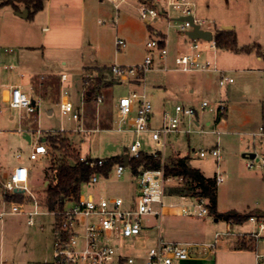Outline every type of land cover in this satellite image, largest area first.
I'll use <instances>...</instances> for the list:
<instances>
[{
  "label": "rangeland",
  "instance_id": "374dc122",
  "mask_svg": "<svg viewBox=\"0 0 264 264\" xmlns=\"http://www.w3.org/2000/svg\"><path fill=\"white\" fill-rule=\"evenodd\" d=\"M93 1L99 3L103 10L87 20L86 40L82 41V46L71 44L46 49L41 46L44 39L42 27L48 23L42 14L20 18L10 14L14 11L11 5L0 6V49L7 58L3 64L15 65L14 69H6L4 66L0 68V109L3 110V113H0V177L20 163L16 158V154L20 152L22 162L34 167L29 187L43 198L50 194L48 188L43 185L44 181L51 180L56 186L51 167L63 161L75 164L77 157L84 153L103 158L123 156L136 140L141 141L143 151L154 152L156 148L152 133L137 134L128 129L127 124L122 125L123 130L114 127L118 121L116 104L119 98L134 90L145 92L153 102V126L160 125L163 110L177 102L198 106L206 100L215 106L219 101H225L228 103V110L220 120H216V112L209 108L201 111L198 115L200 125L187 120L186 127L190 126L194 131L190 134H170L166 146L161 151L166 159L177 152L189 156L191 165L199 168L206 176L215 177L217 172L224 175V181L218 183L220 213L234 210L242 214L251 210L264 212V170L258 167L249 168L248 158L243 157L244 152L253 149L248 141L251 133L264 127V0H195L196 14L199 17L212 20L222 28L223 25H232L238 46L250 47L244 51L226 48L209 51V56L214 59L217 67L232 76L233 82L220 85V72L212 69L196 72L177 70L171 54L167 59L166 68L155 67L147 71L140 83L127 80L116 82L110 76L108 82H101L102 85H107L103 89L104 101L93 100L87 104L83 95V77L89 73L86 66L105 64L97 73L101 75L104 71L110 74L111 65L114 63H139L147 54L146 43L152 36L151 27L139 17L134 1L122 4L116 23L112 21L116 11L111 3L105 0ZM99 20L107 22L101 24ZM153 24L168 29L164 21H156ZM168 30L171 48L174 49L175 29L171 26ZM117 37L127 40V46L122 50L116 47ZM6 48L12 51H6ZM259 53L262 55L261 59L258 58ZM92 55H95V60ZM21 72L26 75L23 79L25 83L33 72H37L38 76H60L66 73L68 81L63 86L67 90L68 98L82 113L81 120L61 114L57 104L61 84L59 88L56 86L51 90L50 95L54 100L50 97L37 99L38 120L30 127L33 140L37 138L33 127L39 126L45 135L58 131L61 127L68 130L50 136L49 154L38 160L28 158L32 145L24 138L23 133L17 131L20 111L11 108L4 100L6 82H14ZM191 88L194 91H191ZM80 126L93 130L81 133L74 131ZM200 129L207 132H199ZM218 141L223 155L219 161L211 155L201 157L195 154L200 149L210 150ZM257 150L264 154V142H259ZM137 182V176L129 166L122 178H117L112 172L108 178L100 176V181L94 187L84 188L99 195H119L127 198L134 192ZM180 183L182 180L177 179L167 187L172 189ZM164 200L167 205L165 210L176 211L177 204L191 208L193 204L190 199H181L177 194H170ZM10 207L11 203L5 202L0 206V211ZM165 210L161 219H146L147 234L152 238L145 243L140 239V246L154 244V237L161 229V234L167 240H186L200 244L213 243L219 233L213 255L217 264H250L251 259V264H255L253 251L264 254V229L260 228L259 223L264 221V218L257 222L247 219L231 227L225 218H217L211 213L198 216L194 212L166 213ZM241 236L247 241L256 238L255 249L242 254L229 253L234 256L229 259L223 251L230 249L231 240ZM55 239L56 230L52 215H36L34 223L30 224L25 215L7 213L0 218V264H51ZM198 256L207 261L211 259L208 252ZM241 260L243 263H239Z\"/></svg>",
  "mask_w": 264,
  "mask_h": 264
},
{
  "label": "built area",
  "instance_id": "2783aa9c",
  "mask_svg": "<svg viewBox=\"0 0 264 264\" xmlns=\"http://www.w3.org/2000/svg\"><path fill=\"white\" fill-rule=\"evenodd\" d=\"M111 3L116 11L113 22H117L119 11L122 4L130 0H105ZM136 4L139 17L143 22L151 27L152 36L146 43L147 54L144 59L136 64L124 65L114 63L111 65L110 78L115 81L122 82L135 81L140 82L147 71L158 67L166 68L167 59L172 54L174 64L177 70L182 72H196L215 70L220 72V85H226L234 81V78L220 70L214 59L209 56L211 49H216L218 43L216 40V32L219 27L214 21L201 18L196 14L197 3L195 0H132ZM192 16L193 21L181 19L182 17ZM164 21L169 27L175 29L176 47L171 48V36L169 30L154 26V22ZM101 24H106V20H99ZM194 25H198L204 31H211L213 38L207 40L204 38H192L188 35V31L194 29ZM115 44L118 50H122L127 46V40L123 37H117ZM12 51V49H5ZM14 69L13 64H3V57L0 50V68ZM20 77H24L23 72L19 73ZM95 74L88 73L84 78V90L90 83V79ZM41 79L46 77L42 75ZM60 95L57 100L60 112L63 116H68L74 120H81L82 114L76 109L74 103L68 98L67 90L64 83L68 81V75L63 73L60 75ZM29 89L33 90L34 83H29ZM9 88L10 94L5 101L11 108L20 111V123L27 120L31 124L37 122L36 113L38 111L37 102H33L30 91H27L21 84H5ZM64 91V93H63ZM63 93V95H62ZM62 95V97H61ZM105 95L99 91L96 96L97 102L104 101ZM209 108L216 112V120L223 117L228 105L225 101H219L215 106L208 101H202L198 106L186 103H176L168 106L162 113V121L160 125H152V117L154 115V105L145 92L137 90L130 94L122 95L116 104V114L118 117L116 129L123 130L122 125L127 124L128 129L136 132L152 133L155 141L156 150L152 153L154 156L161 158L162 166L160 168H143L134 175L137 176V191L133 195L124 198L119 195H99L88 192L86 188H92L100 181L103 176L101 169H104L108 162V158L93 157L88 153L81 154L79 161L88 165L92 170V174L88 181L83 183L77 195L57 197L52 203L48 201L50 195L41 197L39 193H35L29 187L31 177L30 168L23 162L19 163L9 174L2 185V194L18 192L21 194V200L11 201L9 211L0 212V217L7 213L23 214L28 218L30 224L34 223V216L40 214H49L54 217V226L56 230V239L53 245V258L51 264H175L177 261L189 259L193 255L208 252L209 255L215 254V248L220 237L217 233L215 241L210 244H200L195 242H181L167 240L158 233L154 237V244L140 246L138 241L143 239L144 243L149 241L150 237L147 233L146 219L153 217L160 219L164 214L165 197L170 195L168 185L171 182L181 179L174 175H167L165 171L166 156L161 151L167 144V138L172 133H192L194 128L186 127V121L196 123L198 115L201 111ZM0 113L3 110L0 109ZM218 121V120H217ZM195 125V124H194ZM19 124V131L28 133V128H22ZM37 138L31 140L32 150L29 152L30 160H38L49 154V138L54 134L64 133L68 131L61 127L58 131L43 133L39 126L34 128ZM78 132H89L80 126L74 129ZM199 132H207L204 129ZM33 138V136L31 137ZM259 139L261 141H259ZM248 141L253 149L246 153H256L255 157L247 156V166L249 168H261L264 170V154H260L257 150L259 142H264V127H260L259 131L251 133ZM141 141L136 140L128 148L126 154L131 159L138 156L143 151L141 149ZM253 145V146H252ZM145 152V151H144ZM125 154V155H126ZM196 155L206 157L214 156L217 161L222 159V149L220 142L210 150L200 149L195 152ZM17 159H22V153L16 154ZM124 157V156H123ZM77 163V162H76ZM128 166L122 162L114 164L110 174L114 172L117 178H122ZM108 178V177H107ZM217 183L224 181L222 173L216 174ZM46 189L54 191L56 188L47 180L44 184ZM191 208L186 205L177 204L175 207L180 213H197L198 216H204L209 213L207 206L208 199L203 196H191ZM70 204H67V202ZM174 206V205H171ZM177 212V210L175 211ZM252 222L259 219L256 216L250 217ZM260 228L264 229V221H260ZM230 233V229L228 230ZM257 235V233H255ZM203 248V250H201ZM263 260L259 264H264V254H258Z\"/></svg>",
  "mask_w": 264,
  "mask_h": 264
},
{
  "label": "trees",
  "instance_id": "16d2710c",
  "mask_svg": "<svg viewBox=\"0 0 264 264\" xmlns=\"http://www.w3.org/2000/svg\"><path fill=\"white\" fill-rule=\"evenodd\" d=\"M46 0H4L1 4H11L15 9H19L18 3H24L30 9L32 16L36 11L44 6ZM216 40L219 48H226L234 51L249 50L250 47H239L237 43V35L234 29L219 28L216 32ZM260 52V50H258ZM103 76L99 75L90 79L86 91L84 92V100L92 101L99 92V84L102 82ZM219 120V118L217 119ZM109 162L101 173L105 177H109L110 171L114 164L123 161V156H115L108 158ZM130 166L134 173L143 168H160L162 160L154 156L152 153L142 151L140 155L133 156L130 159ZM165 171L167 175H174L182 178V184L172 189H167L170 194H181L190 196H203L208 199L209 213L214 214L217 218H225L231 225L241 224L252 216L264 218V212L261 210H251L249 213L242 214L240 212L230 211L220 213L218 209V183L215 177L206 176L199 168L194 167L190 163L189 156H181L172 154L165 160ZM54 171V181L56 183L55 190H50V203L57 197L77 195L83 183L89 180L93 170L85 163L79 161L71 164L61 162L57 166H52ZM5 198L8 201L21 200L22 196L18 192L6 193ZM256 238L247 241L245 237H238L234 247L242 249H254Z\"/></svg>",
  "mask_w": 264,
  "mask_h": 264
},
{
  "label": "crops",
  "instance_id": "0c3cea01",
  "mask_svg": "<svg viewBox=\"0 0 264 264\" xmlns=\"http://www.w3.org/2000/svg\"><path fill=\"white\" fill-rule=\"evenodd\" d=\"M2 1H4V0H0V6L1 5H5V4H1ZM8 5H11V4H8ZM18 6H19L18 10L15 9L12 6L14 11H12L13 13H10V14H14V16H17V17L21 18L22 16L19 15V13H21V12H23V11H25L27 9L29 11V15H30V9L24 3L20 2V3H18ZM101 10H103V9H101L100 4L99 3H95L93 0H46L44 2L43 8L38 10V11H36L33 14L35 16L39 15V14H42V17L47 19V23L48 24L44 25L42 27L43 38L44 39L42 41L41 46L43 48H45V49L49 48V47H63V46L71 45V44H74V45H77V46H82V41L86 40L85 36H86L87 20L88 19H92V16L95 13L97 14V13L101 12ZM29 15H28V17H29ZM24 18H27V17H24ZM224 26H226V25H223V27ZM233 29H234V27H233ZM2 57H3V61L7 59L5 56H3V54H2ZM92 58L95 60V55H92ZM258 58H260V59L262 58L261 53L258 54ZM63 62H65V61H63ZM96 63H98V62H96ZM102 65L104 66L105 64H102ZM102 65H99V63L98 64H91V65L86 66V68H87V71H89V73L93 72L95 74V77H96V76H99L97 73H99L102 70V68H101ZM100 74L103 76L102 82H108L109 81L108 78L110 76L108 75V72L104 71V72H101ZM25 76L24 77H20V75L18 74V77H17V79L14 82H6V84H21V85H23L24 88L27 91H30V94L32 95L33 100H35L36 102H37L38 98H44V97H50V98H52L54 100V97L51 96L50 94H51V90L53 89V87L57 86V88H59V85H60V78L59 77L60 76H55V75L54 76H51V75L45 76L44 75L46 78L45 79H41L40 77L42 75L38 76L37 72H33V74L31 75V77H30V79H29V81L27 83H25L23 81ZM85 76L83 77V79L85 78ZM30 82L31 83L33 82L34 85H35L33 90L29 89L28 85H29ZM132 82H135V81H132ZM140 82L138 81V82H135V83H140ZM102 84L103 83L99 84V91L103 92V94H104V90L103 89L107 85H102ZM190 90L194 91L193 88H191ZM84 92H85V90H84V82H83V95H84ZM9 94H10V90H9V88H6L4 90V100L6 98H8ZM59 95H60V88H59ZM93 100L96 101V97ZM92 101H85V102L87 104H90ZM177 103H182V102H177ZM227 105H228V103H227ZM51 112L52 111H50V113ZM11 118H13V116H11ZM81 119H82V117H81ZM197 121L199 123V118L197 119ZM19 124H22V125H24L25 127L28 128V133L26 132V130H24V132H20L18 128H17V131L20 132V133H23L24 138L27 137V135H29L30 140H28L27 138L26 139L31 143V140H33V138H31L32 135L30 134V127H31L32 124L30 122H28L27 120H24L21 123L18 122L16 124V126H18ZM116 126H117V122L115 123L114 127L116 128ZM85 129H87L89 132L93 130L92 128H88V127L85 128ZM74 131H76V130H74ZM78 133H81V132H78ZM31 145H32V143H31ZM32 148H33V146H31V150H32ZM127 152H128V149H127ZM177 154L181 155V156H185V155H182L180 152H177ZM21 162H22V159L20 160V163ZM17 165L18 164L14 165L9 173H5L2 177H0V206L4 205L5 202L11 203V201L6 200L5 196L2 194V185H3V182L9 176V174L13 171V169ZM28 167L30 168L31 177H32V175L34 173V167H33V165L28 166ZM132 173H133V171H132ZM31 177H30V179H31ZM46 183H47V181H44L43 185L46 184ZM181 184L182 183L178 184L177 186H180ZM136 191H137V184H136V188H135L134 192H132L130 195H133ZM177 196H179L181 199H184V198L191 199L190 195L177 194ZM219 205H220V197H219V194H218V207H219ZM9 210L10 209H8V210L5 209V210H1L0 212L9 211ZM170 211H173V210H170V209L165 210L166 213L170 212ZM173 212H175V211H173ZM177 213H180L178 208H177ZM21 215H23V214H21ZM2 217H0V218H2ZM148 218L149 219L150 218L154 219L153 217H148ZM230 226L232 227L231 224H230ZM160 230H158L159 231L158 233L161 232ZM236 240H231V243L229 245L230 249H228V251L227 250L223 251V254H225L227 257H229V259L234 257L233 255H231L229 253L242 254V253L250 252V250H254L255 249V248L254 249L235 248L234 244H235ZM174 241L190 242V241H186V240H174ZM253 252H255L254 253L255 254L254 255L255 264H259V261L263 260L262 257H260V258L258 257V254H261V253H259L256 250L253 251ZM253 252H252V254H253ZM227 254H229V255H227ZM212 256L213 255H211L210 261H207L203 257H199L198 255L197 256L193 255L189 259L182 260V261H177L175 264H217L216 263V261H217L216 258L214 259V256L213 257ZM239 263H243L242 260ZM249 263L250 264L252 263V259H251V261Z\"/></svg>",
  "mask_w": 264,
  "mask_h": 264
},
{
  "label": "water",
  "instance_id": "95a60500",
  "mask_svg": "<svg viewBox=\"0 0 264 264\" xmlns=\"http://www.w3.org/2000/svg\"><path fill=\"white\" fill-rule=\"evenodd\" d=\"M19 15H21L22 17H28L29 11L26 9L25 11L19 13ZM181 19H188L190 21H193V17L192 16L182 17ZM224 28H226V29H233V26L226 25V26H224ZM188 35L191 36L192 38H204V39H207V40H211L213 38V34H212L211 31H204V30L200 29L198 25H194V29L188 31ZM116 82H118V81H116ZM33 102H35V100H33ZM18 127H19V125L17 126V128ZM22 128H25L26 129L27 127L22 126ZM25 138H27L28 140H30L29 135H27V137H25ZM247 156H250V157L253 158V157L256 156V153H254V152H252V153H246V152H244L243 153V157H247ZM123 160H124V164L126 166H129L130 165V158H129V155L128 154L124 155ZM234 212H236V211L234 210Z\"/></svg>",
  "mask_w": 264,
  "mask_h": 264
}]
</instances>
